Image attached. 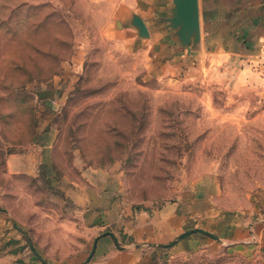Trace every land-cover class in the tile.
I'll return each mask as SVG.
<instances>
[{"label": "rangeland", "instance_id": "obj_1", "mask_svg": "<svg viewBox=\"0 0 264 264\" xmlns=\"http://www.w3.org/2000/svg\"><path fill=\"white\" fill-rule=\"evenodd\" d=\"M194 2L24 0L0 24V195L18 220L70 178L134 212L181 209L182 234L143 245L142 264H264V69L203 52ZM49 127V173L10 175L8 155Z\"/></svg>", "mask_w": 264, "mask_h": 264}, {"label": "crops", "instance_id": "obj_2", "mask_svg": "<svg viewBox=\"0 0 264 264\" xmlns=\"http://www.w3.org/2000/svg\"><path fill=\"white\" fill-rule=\"evenodd\" d=\"M194 1L190 13L200 20L203 52L221 47L220 55L231 57L235 47L241 48L248 62L264 69V0ZM171 8L169 1L163 2L153 15H168ZM56 136L54 127L41 130L29 150L8 155L6 171L32 178L49 173ZM57 189L60 194L35 207L38 221L32 224L18 220L0 195V264H142L147 252L143 245L154 249L182 234L185 217L178 207L152 215L134 212L110 198L106 187L79 186L64 177ZM67 236L74 237L73 245L59 247ZM257 238L264 245V229ZM39 240L52 241V250L46 252Z\"/></svg>", "mask_w": 264, "mask_h": 264}, {"label": "trees", "instance_id": "obj_3", "mask_svg": "<svg viewBox=\"0 0 264 264\" xmlns=\"http://www.w3.org/2000/svg\"><path fill=\"white\" fill-rule=\"evenodd\" d=\"M24 0H0V12L7 14L9 12V16L5 15L0 18V24H11L14 22V14L17 11H21L24 7H26V4L23 3ZM50 9H53L52 6H49ZM6 16V17H5ZM20 21H17V24H19Z\"/></svg>", "mask_w": 264, "mask_h": 264}, {"label": "water", "instance_id": "obj_4", "mask_svg": "<svg viewBox=\"0 0 264 264\" xmlns=\"http://www.w3.org/2000/svg\"><path fill=\"white\" fill-rule=\"evenodd\" d=\"M137 23H138V25H140V27L142 28V30H143L144 33H147V32H148V30H147V28H146V25L144 24L143 21L138 20ZM51 94H52L51 92H47V91H46V92L39 93L38 96H39L41 99H45L46 97L50 96Z\"/></svg>", "mask_w": 264, "mask_h": 264}]
</instances>
